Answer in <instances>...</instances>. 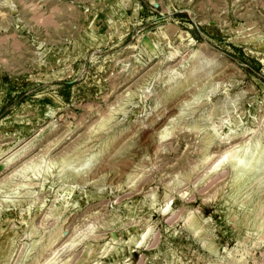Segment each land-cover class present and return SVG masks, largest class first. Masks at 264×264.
Returning a JSON list of instances; mask_svg holds the SVG:
<instances>
[{
    "label": "rangeland",
    "instance_id": "1",
    "mask_svg": "<svg viewBox=\"0 0 264 264\" xmlns=\"http://www.w3.org/2000/svg\"><path fill=\"white\" fill-rule=\"evenodd\" d=\"M0 264H264V0H0Z\"/></svg>",
    "mask_w": 264,
    "mask_h": 264
}]
</instances>
